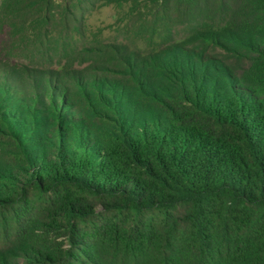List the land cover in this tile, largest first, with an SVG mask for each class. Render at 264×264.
I'll return each mask as SVG.
<instances>
[{"label": "trees", "instance_id": "obj_1", "mask_svg": "<svg viewBox=\"0 0 264 264\" xmlns=\"http://www.w3.org/2000/svg\"><path fill=\"white\" fill-rule=\"evenodd\" d=\"M94 4L124 30L102 64L0 65V264H264V0L0 16L82 30Z\"/></svg>", "mask_w": 264, "mask_h": 264}, {"label": "rangeland", "instance_id": "obj_2", "mask_svg": "<svg viewBox=\"0 0 264 264\" xmlns=\"http://www.w3.org/2000/svg\"><path fill=\"white\" fill-rule=\"evenodd\" d=\"M116 14L113 5L94 4L89 7L82 30L74 24L68 28L52 25L47 32L38 23L11 26L0 16V65L33 62L63 71L102 64L85 48L93 43L121 40L124 30L110 25Z\"/></svg>", "mask_w": 264, "mask_h": 264}]
</instances>
